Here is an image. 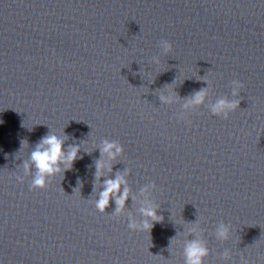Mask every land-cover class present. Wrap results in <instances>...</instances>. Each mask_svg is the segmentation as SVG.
I'll return each mask as SVG.
<instances>
[{"label":"water","instance_id":"95a60500","mask_svg":"<svg viewBox=\"0 0 264 264\" xmlns=\"http://www.w3.org/2000/svg\"><path fill=\"white\" fill-rule=\"evenodd\" d=\"M222 98L240 100L228 119L211 114ZM2 121L0 264H184L197 238L204 264H264V0H0ZM53 132L80 158L32 189L16 175ZM104 140L123 154L108 161ZM125 173L124 212L115 198L97 210L103 181ZM145 199L163 219L132 231Z\"/></svg>","mask_w":264,"mask_h":264},{"label":"clouds","instance_id":"9594fccd","mask_svg":"<svg viewBox=\"0 0 264 264\" xmlns=\"http://www.w3.org/2000/svg\"><path fill=\"white\" fill-rule=\"evenodd\" d=\"M162 49L165 53L172 51L173 45L169 40L162 39L160 41ZM232 95L233 97L239 96L244 84L239 80H233ZM208 96V89H203L195 93L191 99H189L183 105V111L178 113V118L181 120L187 119V114L192 112L196 107L203 105ZM161 100L164 103L172 104L175 102L176 97L174 95L161 96ZM240 105L239 99L229 100L222 98L211 105V114L213 116L222 117L224 119L230 118L231 113L238 110ZM0 123H3L0 122ZM21 127H25L22 122ZM67 137H61L54 132L42 137L35 150L30 154V158L23 165V175L17 174L16 179L23 183L24 176H31V188H45L51 177L57 176V174L63 171L70 170L75 161L80 158L79 146H70L67 150L64 148L65 140ZM25 146V142L21 141V147ZM124 151L123 145L118 141L104 140L101 153L102 156L107 157L108 161L115 160L118 156L122 155ZM35 169V172L32 169ZM96 177L97 180L104 175V169L107 168L111 171V164L105 160L97 161L96 164ZM128 181L125 174H117L115 179H107L103 181V191L99 194V199L93 203L97 210L105 213L107 207L110 204V200L115 198L117 205L115 212L111 215L119 217L125 209L126 201L131 195V189L127 186ZM123 187L122 193L121 189ZM151 187H155L152 185ZM149 189L146 187L142 190V195L147 196ZM143 206L140 208L145 219L142 222H136L134 219H130L128 222V228L132 231L150 232L154 227V222H160L163 218L157 213V206L153 205L145 199L142 201ZM191 232L197 231L196 227L190 229ZM217 238L221 240H229L231 238L230 228L221 223L216 232ZM209 249L203 240L197 238L187 242L183 248L184 264H204L206 257L209 255ZM226 258L229 254L225 253Z\"/></svg>","mask_w":264,"mask_h":264}]
</instances>
